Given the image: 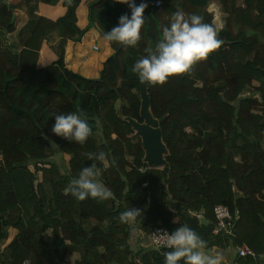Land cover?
Listing matches in <instances>:
<instances>
[{
    "label": "trees",
    "instance_id": "trees-1",
    "mask_svg": "<svg viewBox=\"0 0 264 264\" xmlns=\"http://www.w3.org/2000/svg\"><path fill=\"white\" fill-rule=\"evenodd\" d=\"M39 1L59 0H0V245L10 228L17 230L0 251V264H165L170 249L135 254L133 227L172 233L181 224L207 242L206 253L220 250L229 264H264V0H143L141 40L135 47L110 42L114 52L97 78L69 69L64 50L37 67L47 33L75 39L83 32L76 13L82 0H63L67 10L57 20L34 14ZM211 3L225 14L221 48L191 74L146 85L169 141L167 164L152 168L126 120L143 121L141 83L131 68L147 55L149 41L155 47L178 9L215 27ZM26 8L31 34L12 49L4 36L15 31L14 9ZM124 14L131 16L129 6L115 0L89 3L90 25L103 35ZM78 109L92 128L84 144L52 132L55 115ZM101 151L107 163L89 160ZM94 162L113 197L80 201L66 194L70 180ZM217 205L232 216L228 228H219ZM129 208L142 215L122 224L119 214ZM243 245L252 253L240 254Z\"/></svg>",
    "mask_w": 264,
    "mask_h": 264
},
{
    "label": "clouds",
    "instance_id": "clouds-1",
    "mask_svg": "<svg viewBox=\"0 0 264 264\" xmlns=\"http://www.w3.org/2000/svg\"><path fill=\"white\" fill-rule=\"evenodd\" d=\"M116 3L127 4L131 16H120L119 23L111 31L105 32L104 39L116 42L125 47H135L141 40V30L145 24L144 12L148 4L137 5L135 0H115ZM71 3V0H68ZM224 41L219 38L218 30L210 23H205L203 17L197 14L186 16L178 9L172 14L170 25L162 28L160 39L152 47L151 41L145 49L147 55L132 66L131 71L141 84L164 85L172 77L191 74L194 66L207 60L209 55L218 51ZM52 132L59 137L78 144H84L92 128L86 113L82 109L67 114L55 115ZM107 153H90L89 160L107 163ZM114 165L116 162L112 160ZM99 168L96 163L84 167L78 177L70 180L65 193H70L80 201L87 198L105 201L113 197V192L101 183L97 177ZM142 210L129 208L119 214L122 224H129L141 217ZM161 247L170 249L164 253L165 264H222V256L207 254L204 250L207 242L188 225L181 224L172 233L166 231L154 234ZM260 259H264L261 254Z\"/></svg>",
    "mask_w": 264,
    "mask_h": 264
},
{
    "label": "crops",
    "instance_id": "crops-1",
    "mask_svg": "<svg viewBox=\"0 0 264 264\" xmlns=\"http://www.w3.org/2000/svg\"><path fill=\"white\" fill-rule=\"evenodd\" d=\"M90 1L92 0H82L76 10L77 24L83 30L78 38L63 39L57 30L47 33L40 50L38 68L58 60L60 53L64 50V61L69 69L85 77H99L104 62L114 50L110 42L104 39L99 27L90 25L88 16ZM19 10L15 12V18H13L16 25L15 31L4 36L5 43L9 44L12 49L17 46L22 47L31 34L30 26L26 25L29 19L27 8ZM66 10L63 0H59L56 4L39 1L36 3L34 14L57 20L66 13Z\"/></svg>",
    "mask_w": 264,
    "mask_h": 264
},
{
    "label": "water",
    "instance_id": "water-1",
    "mask_svg": "<svg viewBox=\"0 0 264 264\" xmlns=\"http://www.w3.org/2000/svg\"><path fill=\"white\" fill-rule=\"evenodd\" d=\"M17 11L20 10L14 9L13 18H15V12ZM140 97V116L143 121L132 117H126V120L142 140V146L145 150L144 161L152 168L163 167L167 164L165 155L169 153L167 145L163 142V119L154 117L151 112L150 96L146 84H141Z\"/></svg>",
    "mask_w": 264,
    "mask_h": 264
},
{
    "label": "rangeland",
    "instance_id": "rangeland-1",
    "mask_svg": "<svg viewBox=\"0 0 264 264\" xmlns=\"http://www.w3.org/2000/svg\"><path fill=\"white\" fill-rule=\"evenodd\" d=\"M237 3H238V5H243L244 0H237ZM209 11L213 12V14H214L213 22L215 24L216 29L219 31L222 28H224L225 24H226L225 14L221 12V10L219 8V4L211 3L209 5ZM163 142L167 145L169 141L166 138H163ZM166 156L167 155H165V157ZM55 159L57 161H59L60 157H56ZM9 230H10L9 238L0 245V251H2L7 246V244L13 239V237L17 233V230L15 228H10ZM130 246L134 250L136 255L140 254L144 250L142 248H151V247L156 248L153 245V240L151 239V232H149V233L144 232V230L138 228L137 226L133 227L132 238L130 239ZM217 253H219L222 256V263H225V264L230 263V261H231L230 256L229 255H222L220 250L213 249L212 251H210L207 254L216 255Z\"/></svg>",
    "mask_w": 264,
    "mask_h": 264
},
{
    "label": "built area",
    "instance_id": "built-area-1",
    "mask_svg": "<svg viewBox=\"0 0 264 264\" xmlns=\"http://www.w3.org/2000/svg\"><path fill=\"white\" fill-rule=\"evenodd\" d=\"M156 4L159 5L160 1H157ZM214 211H215L216 217L219 220L218 222L219 228H228V226L230 225V221L232 220V216L228 208L225 207L224 205H217ZM164 231L168 232L169 234L171 233L165 227H157L153 229L151 232V239L153 240V245L156 246L157 248H163L160 246L162 241H158L157 238L154 236V234H159ZM239 252L242 255L252 253L251 250L246 245H243L242 247H240ZM25 264H29V263L26 262Z\"/></svg>",
    "mask_w": 264,
    "mask_h": 264
}]
</instances>
